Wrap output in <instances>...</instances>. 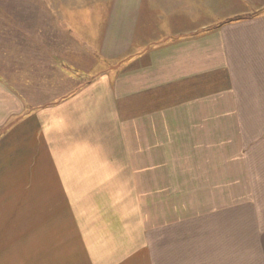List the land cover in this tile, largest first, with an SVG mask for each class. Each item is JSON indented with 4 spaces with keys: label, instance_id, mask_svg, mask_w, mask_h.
Returning a JSON list of instances; mask_svg holds the SVG:
<instances>
[{
    "label": "crops",
    "instance_id": "crops-1",
    "mask_svg": "<svg viewBox=\"0 0 264 264\" xmlns=\"http://www.w3.org/2000/svg\"><path fill=\"white\" fill-rule=\"evenodd\" d=\"M23 1L0 6V223L27 212L43 249L75 228L79 264H264V0ZM224 176L230 217L156 216Z\"/></svg>",
    "mask_w": 264,
    "mask_h": 264
},
{
    "label": "rangeland",
    "instance_id": "rangeland-1",
    "mask_svg": "<svg viewBox=\"0 0 264 264\" xmlns=\"http://www.w3.org/2000/svg\"><path fill=\"white\" fill-rule=\"evenodd\" d=\"M27 2V1H26ZM24 2L23 0H0V6H4L7 9H27L36 11L40 8L37 6V4H29V2ZM239 5H247L250 7H253L251 4H247L243 2L242 0H236ZM29 4V6H28ZM258 4V3H256ZM36 19V21H41L43 18H33ZM224 20V19H221ZM226 168L228 169L230 164L225 163ZM226 174H229V172H225ZM260 180V179H257ZM224 188L223 191L218 193H202V194H192L191 196H188L187 194H182L181 201L184 200L186 202L184 204L185 210L183 209H171L169 211L167 210H158L156 212V216H166V212H169V214L175 213L176 216H186V217H193V218H199V217H230L231 216V201H232V193H231V185H232V179L231 177L224 176ZM259 189L257 191H260V186H264L263 179L260 180ZM243 190V188H241ZM240 198H246V194L240 193ZM180 195H177V202L179 201ZM189 197L192 199V203H190V206L192 207L191 210L187 209L189 207V204L187 203V200ZM151 198V195L149 194V199ZM260 198L262 200L263 195L261 193ZM148 199V200H149ZM200 201H203L206 203L205 205L203 203H200ZM146 206L152 205L151 201L145 202ZM214 203L216 204H223V210L216 211L218 213V216L215 215L214 210H210V208L214 207ZM180 204V203H179ZM162 205V204H160ZM180 205H183V202H181ZM202 205V206H200ZM178 206V203L176 204ZM182 207V206H180ZM199 207H206V209H201ZM137 210H134L137 214ZM22 212V213H21ZM20 212V217L17 216L11 220L12 224H8L10 221L5 218L4 220H1L0 223V264H79L78 262H88V259L86 258L84 252L81 253L80 248L83 247L79 245L77 242L78 235L75 232H72V227H64V233H62L64 236L63 241H56V237L61 238L60 234V227H55L53 225L45 227L47 229V238H49V242L46 249H43V243L40 241L39 235L41 232H39L40 227L39 226H30V223L28 224L26 220V214L24 211ZM130 211H128L129 214ZM132 213V212H131ZM143 216L146 215V217H150L154 214V211L151 209H144L142 211ZM213 213V214H210ZM139 219V218H138ZM137 218L134 215V218L129 217L130 224L135 223ZM199 221H193V225H191L192 234H198L199 230ZM57 229V230H56ZM68 229V231H67ZM164 238L166 236H163ZM197 245V244H196ZM65 248H69L71 250L68 251V256L66 255ZM199 247H197L198 249Z\"/></svg>",
    "mask_w": 264,
    "mask_h": 264
}]
</instances>
